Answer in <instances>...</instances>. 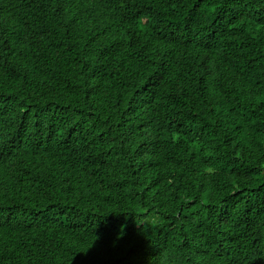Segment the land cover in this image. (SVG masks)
<instances>
[{"label": "trees", "instance_id": "obj_1", "mask_svg": "<svg viewBox=\"0 0 264 264\" xmlns=\"http://www.w3.org/2000/svg\"><path fill=\"white\" fill-rule=\"evenodd\" d=\"M47 2L51 11L36 0H0V174L16 168L12 146L44 125L157 159L165 131L212 118L202 90L223 82L225 72L264 64V0ZM43 100L54 109L40 107ZM234 135L220 129L214 137ZM199 146L183 139L165 150ZM191 171L234 178L250 170L220 160ZM29 218L26 209L10 219L0 239L16 242L1 246V256L27 252ZM155 226L173 231L175 254L211 246L214 254L195 264H264V200L238 216L156 219Z\"/></svg>", "mask_w": 264, "mask_h": 264}, {"label": "bare ground", "instance_id": "obj_2", "mask_svg": "<svg viewBox=\"0 0 264 264\" xmlns=\"http://www.w3.org/2000/svg\"><path fill=\"white\" fill-rule=\"evenodd\" d=\"M200 94L212 104V118L165 131L157 159L55 125L39 126L14 144L16 168L0 174V235L27 209L29 249L0 255V264H195L213 255L211 246L192 257L175 254L173 231L158 229L155 220L238 216L264 200V64L225 72L223 82ZM39 106L54 109L47 100ZM220 129L235 135L215 138ZM183 139L200 146L181 154L165 150ZM220 160L250 171L234 178L191 171ZM15 242L0 239V247Z\"/></svg>", "mask_w": 264, "mask_h": 264}, {"label": "rangeland", "instance_id": "obj_3", "mask_svg": "<svg viewBox=\"0 0 264 264\" xmlns=\"http://www.w3.org/2000/svg\"><path fill=\"white\" fill-rule=\"evenodd\" d=\"M36 3L41 5V8L45 9L46 11H51L52 8L48 7L47 0H36ZM56 21V19H54Z\"/></svg>", "mask_w": 264, "mask_h": 264}]
</instances>
